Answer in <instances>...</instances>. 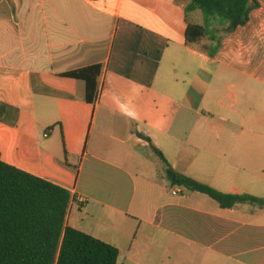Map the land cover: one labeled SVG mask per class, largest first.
Here are the masks:
<instances>
[{
  "label": "crops",
  "instance_id": "obj_1",
  "mask_svg": "<svg viewBox=\"0 0 264 264\" xmlns=\"http://www.w3.org/2000/svg\"><path fill=\"white\" fill-rule=\"evenodd\" d=\"M186 4L0 0V159L67 190V226L117 248L118 259L190 264L183 248L169 255V247L182 242L212 254L201 264H264V208L222 209L182 187H172L168 198L165 165L152 149L179 174L219 192L215 182L228 183L225 194L250 195L249 161L238 158L237 148L190 140L191 112L211 102L222 108L218 86L212 90L203 78L206 67L247 59L249 40L235 46L239 27L213 58L186 45L187 23L203 24L195 12L185 18ZM94 65L101 67L98 99L89 104L85 82L64 74ZM242 67L249 70L248 62ZM225 89L231 114L246 112L239 128L249 134L258 125L249 122V81ZM75 209L83 211L71 225ZM149 229L159 232V241ZM155 243L163 258L148 256Z\"/></svg>",
  "mask_w": 264,
  "mask_h": 264
},
{
  "label": "trees",
  "instance_id": "obj_2",
  "mask_svg": "<svg viewBox=\"0 0 264 264\" xmlns=\"http://www.w3.org/2000/svg\"><path fill=\"white\" fill-rule=\"evenodd\" d=\"M185 1V18L193 12H200L203 18L202 25L187 23L185 44L199 45L206 40L208 45L200 50L210 58L221 50L222 36L245 27L252 11L260 7L259 0ZM100 71L94 65L64 76L84 81L85 100L94 104ZM144 139L150 143L149 138ZM152 149L164 163L171 187L205 195L222 209L241 204L264 208V198L225 194L177 173L159 150ZM70 201L67 190L0 159V264H117V248L67 226Z\"/></svg>",
  "mask_w": 264,
  "mask_h": 264
},
{
  "label": "rangeland",
  "instance_id": "obj_3",
  "mask_svg": "<svg viewBox=\"0 0 264 264\" xmlns=\"http://www.w3.org/2000/svg\"><path fill=\"white\" fill-rule=\"evenodd\" d=\"M260 7L257 10L252 11L250 14L249 23L239 31V36L236 39L235 46L238 43L245 45L249 40V55L247 59L242 58L241 62L223 59L220 63L214 66L206 67V71L203 74L205 82H210L212 90L217 85V93L222 99V108L215 105L213 102L207 104L205 108H201L197 113L191 112L190 114V140L191 142L196 140L197 143H206L215 141L223 144L231 145L237 148L238 158L249 161V194L258 198H264V129L261 127V122L264 121V0H259ZM195 18H198L199 22H202V15L200 12H195ZM223 34H221L222 36ZM229 36H222V43L228 39ZM208 45L206 40L202 41L198 46L201 49L203 46ZM249 64V70H246L243 65ZM224 64H229L232 67L225 68ZM230 69V70H229ZM249 74V77L246 75ZM249 81V122L254 120L258 125L253 131L249 130V134H242L239 126L242 123V118L245 117L246 112L243 110L241 117H236L231 114L232 100L228 99V92L225 89V84L229 82L245 83ZM216 93V94H217ZM236 109L243 108L242 105L234 106ZM211 112L212 116H208L213 124L216 126L215 130L211 127L208 121L198 124L197 120L200 116ZM198 114V115H197ZM198 116V117H197ZM210 128V129H209ZM221 128L226 130V134H220ZM250 129V126H249ZM219 130V131H218ZM197 153V151H196ZM193 173L196 171V167L193 168ZM207 184V183H206ZM209 185V184H207ZM217 188L223 191H228L229 184L223 183V181L215 182ZM171 186L167 190L168 198L171 197ZM214 188V187H213ZM216 189V188H215ZM220 191V190H219ZM221 191V192H223ZM173 198H176L173 196ZM251 211L257 212V207L249 206ZM83 211V210H82ZM79 210H74L71 216V225H74L73 220L80 219L81 215ZM178 223L182 224V220L179 217ZM150 230L151 240H158V231ZM179 235L187 236L186 233L177 231ZM192 238V236H190ZM164 238L163 244L169 243ZM148 249V256L153 258H163V247H155ZM168 248V247H166ZM183 248L188 254L190 264H201L197 262L203 257H211L212 254L190 244L176 243L173 247H169V255L171 258L176 257V252ZM263 252H257L255 255H260ZM185 256V254H184ZM167 258V257H165ZM208 261V259H205ZM227 264L228 261L224 259H218L215 263L207 264ZM117 264H131L128 260H125L123 256L118 259ZM160 264V263H158Z\"/></svg>",
  "mask_w": 264,
  "mask_h": 264
},
{
  "label": "built area",
  "instance_id": "obj_4",
  "mask_svg": "<svg viewBox=\"0 0 264 264\" xmlns=\"http://www.w3.org/2000/svg\"><path fill=\"white\" fill-rule=\"evenodd\" d=\"M43 137H44V138L48 137V132H45V133L43 134Z\"/></svg>",
  "mask_w": 264,
  "mask_h": 264
}]
</instances>
